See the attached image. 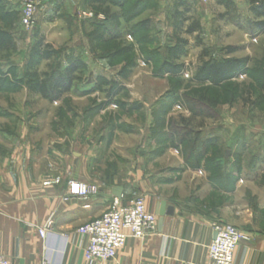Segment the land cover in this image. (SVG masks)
<instances>
[{"label":"rangeland","instance_id":"1","mask_svg":"<svg viewBox=\"0 0 264 264\" xmlns=\"http://www.w3.org/2000/svg\"><path fill=\"white\" fill-rule=\"evenodd\" d=\"M25 1L0 0L3 11L11 13L8 19L0 13V29L15 39L12 49L0 51V69L8 79L0 88V151L23 145L31 150L32 160L46 169L64 167L69 157L77 165L74 151H91L95 158L90 154L89 161L94 167H112L125 160L121 153L127 150L139 159L153 150L177 148L193 166L196 154L188 150L194 149L203 153L202 162L212 171L211 178L225 167L227 151L232 152L230 170L264 151V93L256 82L264 69V31L255 24L264 18L252 12V0L187 1L189 15L202 28L182 36L188 41L187 53L173 60L185 65L179 76L157 72L177 43L173 16L182 6L176 0H150L134 14L138 0H129L125 8L50 0L38 7L31 28L23 19ZM113 11L130 18L118 28L112 23ZM45 50L51 51V58H41L39 51ZM245 57L250 59V70L238 78L220 85L195 79L209 60ZM78 59L86 67L75 73L72 90L57 100L45 98L30 85L11 83L55 77ZM11 67L15 75L9 72ZM98 76L119 82L123 87L119 95L112 99L105 91H93ZM201 108L204 114L199 113ZM187 130L189 138L180 144ZM208 159L221 165L212 167ZM252 172L256 170L241 172L240 178L255 176ZM240 195L238 199L244 197ZM250 197H244L245 203H253ZM263 217L258 215L257 225L264 223ZM217 223L246 231L248 242L252 240V231Z\"/></svg>","mask_w":264,"mask_h":264},{"label":"crops","instance_id":"2","mask_svg":"<svg viewBox=\"0 0 264 264\" xmlns=\"http://www.w3.org/2000/svg\"><path fill=\"white\" fill-rule=\"evenodd\" d=\"M176 1L179 7L191 9L188 0ZM112 13L122 15L121 25L129 20L121 12ZM179 149L153 150L139 159L127 150L121 153L125 160L112 167H94L89 161L91 151H74L77 165L69 157L64 167L46 169L32 160L31 150L23 145L0 151V253L14 264H89L85 258L88 236L78 228L107 211L115 197L125 203L143 195L149 211L157 214L160 202L166 201L172 214H165L162 222L157 214L156 232L129 237L115 258L92 264H211L209 245L215 235L213 224L219 221L252 231V240L236 249L234 264H264V223L256 224L258 215L264 216V151L240 164L245 174L256 170L255 176L249 174L234 184L227 176L224 183L217 178L212 181L205 161L192 166ZM231 155L227 151L224 157L226 170L233 162ZM72 180L98 185L99 192L66 199ZM118 187L120 195L115 192ZM239 194L251 196L253 203L238 199ZM51 217L53 226L42 236L40 228Z\"/></svg>","mask_w":264,"mask_h":264},{"label":"trees","instance_id":"3","mask_svg":"<svg viewBox=\"0 0 264 264\" xmlns=\"http://www.w3.org/2000/svg\"><path fill=\"white\" fill-rule=\"evenodd\" d=\"M88 2L89 4H110V5H118V6H125L126 3L129 0H84ZM136 5L134 6L133 13L139 12L138 9H143L148 4V2L145 3V0H138L136 1ZM109 7H107L106 11ZM252 12L255 14L257 18H264V0H252V6H251ZM190 7L184 6L181 9H177L173 16V26L175 33L177 34V43L171 47L169 50V56L166 58L161 66L158 69V74H169L172 76H179L185 68V65L183 63H174L173 60H180L183 55L187 53V45L188 41L187 39H184L182 36L183 34H194L196 32L201 31V23L194 19L190 14ZM4 12V18L8 19L11 17V13L9 11L5 12L3 11L2 7H0V13ZM122 15L119 13H112L111 19L113 22H115V26L119 28L121 26V23L119 22V19ZM124 16V15H123ZM127 18V17H126ZM130 18V15H129ZM144 24H147L148 21H143ZM99 24V23H98ZM101 25H103L102 22H100ZM256 26H258L262 31H264V19H260V21L255 22ZM15 39L14 36L7 30L0 29V51H6L10 50L14 47ZM233 48H229V52H232ZM39 55L41 58L49 59L52 57V53L49 50H45L40 52ZM170 58L172 60H170ZM250 59L248 57L245 58H215L212 60H209L205 62L197 71L195 79H197L199 82H212L215 85H220L228 80L238 78L244 74H247L250 70L249 67ZM86 67V63L78 59L74 63L68 65L65 69V72L62 74H57L55 77H48L40 81H35L34 79H18L16 81H13V85L15 87H22L24 84L30 85L34 90H38L45 98L53 101L59 99L64 93L69 92L72 90L74 86V81L76 80L75 73ZM9 72L12 74H16V69L14 67H11L9 69ZM7 76L2 72L0 69V88L5 84L7 81ZM96 84L94 86L93 91H105L107 92L108 96L110 98H115L119 95V93L122 91L123 87L122 85L114 80H110L107 77L104 76H98L96 79ZM256 82L259 87V89L264 93V69L259 71ZM107 88V89H106ZM203 108L200 109L199 113L201 114L203 112ZM196 112V111H195ZM204 114V113H202ZM189 131H184L182 134L181 139H179L180 144L186 143V141L189 138ZM169 136V135H168ZM170 137V136H169ZM172 138V137H171ZM188 150V153L196 154V164H193V166H201L202 160L204 159V155L201 151H195ZM208 164H212V167H215L217 165H221V163H217L213 161V159H208ZM206 163V162H205ZM242 172V168L240 164L236 166V169L233 170H226L224 166L222 167L221 171L214 174L211 178L212 181L215 182V179L218 178H225L226 176L229 177V182L234 183L238 179H240V174ZM217 178V179H218ZM219 180V179H218Z\"/></svg>","mask_w":264,"mask_h":264},{"label":"built area","instance_id":"4","mask_svg":"<svg viewBox=\"0 0 264 264\" xmlns=\"http://www.w3.org/2000/svg\"><path fill=\"white\" fill-rule=\"evenodd\" d=\"M50 0H26L23 7L24 23L27 27L35 26V15L38 7ZM99 192V186L72 180L66 199L76 195L88 197ZM53 226L52 217L40 228L45 236ZM158 229V216L147 208L143 195H135L127 202L115 197L111 206L101 216L78 228V232L88 236L85 258L89 264L97 260H109L116 257L118 250L129 237L144 238ZM213 229L217 237L209 245L211 264H234L235 252L242 242H248L250 235L237 227L214 223ZM0 264H14L0 253ZM42 264H61L48 263Z\"/></svg>","mask_w":264,"mask_h":264},{"label":"water","instance_id":"5","mask_svg":"<svg viewBox=\"0 0 264 264\" xmlns=\"http://www.w3.org/2000/svg\"><path fill=\"white\" fill-rule=\"evenodd\" d=\"M230 153V151H228V154ZM122 189L121 187H118L115 189V192L120 195ZM173 210L172 207H167L166 206V201H161L159 204V209L157 211V214L161 216V222H162V218L165 214H172ZM217 237V233L215 232L214 235V239Z\"/></svg>","mask_w":264,"mask_h":264}]
</instances>
